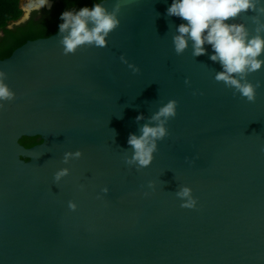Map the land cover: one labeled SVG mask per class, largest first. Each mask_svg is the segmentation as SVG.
<instances>
[{"label": "water", "instance_id": "95a60500", "mask_svg": "<svg viewBox=\"0 0 264 264\" xmlns=\"http://www.w3.org/2000/svg\"><path fill=\"white\" fill-rule=\"evenodd\" d=\"M169 3L124 0L103 48L64 54L56 32L0 59L15 92L0 108V264H264V66L247 77L260 81L254 101L234 94L214 79L210 46L175 53ZM257 15L231 22L255 34ZM169 99L153 161L126 164L129 133ZM59 168L69 173L55 181ZM183 185L193 208L175 195Z\"/></svg>", "mask_w": 264, "mask_h": 264}, {"label": "clouds", "instance_id": "9594fccd", "mask_svg": "<svg viewBox=\"0 0 264 264\" xmlns=\"http://www.w3.org/2000/svg\"><path fill=\"white\" fill-rule=\"evenodd\" d=\"M123 2L124 0H114L109 9L105 0H95L91 6L83 5L62 11L57 31L62 34L59 43L63 53H73L81 46L105 47L110 32L120 24L119 13ZM50 6V0H26L21 8L27 18L32 12H39ZM249 10L258 14L253 17L257 21L255 34H250L245 24L231 22ZM165 14L181 20V23L175 25L171 37L177 55L184 52L189 42L193 56L205 54L208 51L205 46H210L209 59L218 62L221 68L215 73L214 79L223 82L234 94L238 93L248 101L255 100L260 81L254 84L247 77L264 66V22H259V14H264V0H170ZM120 60L133 73L140 71L124 54H121ZM6 81V72L0 70V108L4 107L5 101H10L15 96ZM188 83L186 78L185 84ZM176 111L177 101L169 99L148 117V122L140 126L139 135L129 133L127 145L131 154L125 156L126 164L134 165L138 169L150 165L158 142L169 134L167 123L176 115ZM136 119H143V115L138 114ZM81 155L79 149L66 151L63 161L67 163ZM68 173V168H59L54 173V180L60 181ZM148 186L153 187L151 181ZM101 191L107 193L108 188L104 187ZM175 195L180 199L181 207L196 206L191 187L183 185ZM68 207L75 210L77 204L69 200Z\"/></svg>", "mask_w": 264, "mask_h": 264}, {"label": "flooded vegetation", "instance_id": "af4514ba", "mask_svg": "<svg viewBox=\"0 0 264 264\" xmlns=\"http://www.w3.org/2000/svg\"><path fill=\"white\" fill-rule=\"evenodd\" d=\"M94 2L95 0H50V7L42 8L39 12H32L27 18L23 12L18 19L11 20L0 27V59L11 55L16 48L28 40L48 37L58 32L57 27L62 11L83 5L91 6ZM42 140L40 136H24L20 139V143L25 147H32L41 143Z\"/></svg>", "mask_w": 264, "mask_h": 264}, {"label": "trees", "instance_id": "16d2710c", "mask_svg": "<svg viewBox=\"0 0 264 264\" xmlns=\"http://www.w3.org/2000/svg\"><path fill=\"white\" fill-rule=\"evenodd\" d=\"M22 13L20 0H0V27L11 20L18 19Z\"/></svg>", "mask_w": 264, "mask_h": 264}, {"label": "built area", "instance_id": "2783aa9c", "mask_svg": "<svg viewBox=\"0 0 264 264\" xmlns=\"http://www.w3.org/2000/svg\"><path fill=\"white\" fill-rule=\"evenodd\" d=\"M26 0H20V8H21V5L25 2ZM22 9V8H21Z\"/></svg>", "mask_w": 264, "mask_h": 264}]
</instances>
